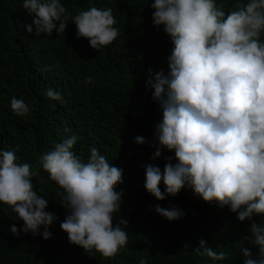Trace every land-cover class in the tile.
<instances>
[{
    "label": "clouds",
    "instance_id": "9594fccd",
    "mask_svg": "<svg viewBox=\"0 0 264 264\" xmlns=\"http://www.w3.org/2000/svg\"><path fill=\"white\" fill-rule=\"evenodd\" d=\"M23 7L37 17V34L63 33L68 27L67 9L60 0H23ZM151 7L154 25H163L174 44L168 74L149 70L147 85L163 112L155 126L159 147L152 159H159L167 149L175 152L177 162L166 157L163 172L155 164L147 165L145 188L163 201L161 181L169 196L187 186L205 202L228 207L241 222L252 221L250 235L243 239L259 248L258 256L253 258L246 247L239 251L243 264H264V222L257 225L252 219L264 215V0H235L227 15L216 0H154ZM72 19L77 38L88 39L97 51L119 35L111 8L93 6ZM46 95L62 100L51 88ZM11 110L22 117L30 111L23 99L15 97ZM77 140L71 135L57 143L40 156L39 164L62 189L57 195L66 216L60 227L69 242L113 258L128 243V222L120 219L113 226L122 204L123 193L115 188L123 182V171L95 146L84 161L74 151ZM135 142L144 144L145 139L137 136ZM18 160L15 150L0 151V202L11 206L24 224L22 229L12 225L11 233L41 234L48 240L52 235L48 229L58 217L45 211L48 200L34 190L33 178L40 177L39 170ZM41 182L48 181L41 178ZM155 211L169 221L185 215L175 205L157 204ZM193 254L212 261L230 255L217 252L203 238ZM139 264L148 261L141 258Z\"/></svg>",
    "mask_w": 264,
    "mask_h": 264
},
{
    "label": "trees",
    "instance_id": "16d2710c",
    "mask_svg": "<svg viewBox=\"0 0 264 264\" xmlns=\"http://www.w3.org/2000/svg\"><path fill=\"white\" fill-rule=\"evenodd\" d=\"M67 9L65 32L51 35L40 32L37 18L23 7V0H0V151L15 150L18 163H29L39 170L33 178L38 196L48 200L47 212L58 219L49 227L51 238L41 234L11 233V226L24 227L11 206L0 202V264H243L241 247L249 248L253 258L259 248L244 240L250 235V220L241 222L228 207L205 202L189 188L176 196L166 194L157 200L145 188L146 166L155 164L163 172L166 157L176 163L175 152L164 149L153 160L159 143L156 124L163 112L153 100V90L147 85L152 74L169 72L168 57L174 48L172 38L153 23L154 0H60ZM226 15L235 0H216ZM111 8L119 29L117 39L100 51L90 46L86 38H77L72 19L91 7ZM31 26L32 31H28ZM264 40V35H262ZM71 51H70V50ZM93 77L88 83L87 78ZM59 92L61 101L50 99L46 91ZM23 99L29 114L17 116L11 110V100ZM67 129V131H66ZM71 135L78 137L74 151L87 161L95 146L108 162L122 169L123 182L115 191L122 192V204L115 214L113 226L120 219L127 221V245L113 258L103 257L94 249L85 251L69 242L60 224L66 209L60 204L62 191L42 169L39 158L57 143ZM137 136L145 139L137 144ZM47 180V183L41 182ZM175 205L185 215L169 221L155 211V206ZM257 225L264 215L253 216ZM44 228L41 226L40 233ZM217 252L230 255L224 261H212L195 256L199 240Z\"/></svg>",
    "mask_w": 264,
    "mask_h": 264
}]
</instances>
